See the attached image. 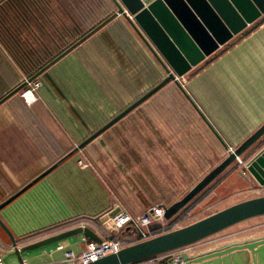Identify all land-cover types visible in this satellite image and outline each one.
<instances>
[{"label":"crops","instance_id":"obj_1","mask_svg":"<svg viewBox=\"0 0 264 264\" xmlns=\"http://www.w3.org/2000/svg\"><path fill=\"white\" fill-rule=\"evenodd\" d=\"M108 3L109 0H0V100L26 82L34 70L42 69L75 44L76 38L80 40L91 32L93 29L85 31L83 22L100 18H94V14L101 7L107 11ZM106 16L107 13L103 14L101 20ZM121 17L113 19L64 56V68L59 64L60 59L39 76L44 82V88L39 91L42 100L59 99L63 94L61 87L81 94L104 92L106 97V91L101 89L103 84L111 85L118 92L119 80L115 77L118 75L109 69L119 68L122 77L124 63L117 60L122 52L112 37L115 29L110 27L120 23ZM111 50L116 59L111 60L110 56L103 64L97 52L108 57ZM210 67L207 74L188 84V94L213 131L232 149L264 124V23ZM92 68L95 74L90 71ZM70 72H74V77ZM34 107L30 108L19 93L0 104V205L13 198L0 210V219L13 235L16 247L21 249L79 227L91 230L103 242L117 239L119 235L125 237L124 241H138L137 235L124 233L127 227L115 232L112 224L107 228L101 222L106 213L117 207L122 213L142 216L157 204L150 198L155 196L153 184L150 186L147 182L146 193L137 183L134 188H124L123 180L119 179L123 175L120 167L123 163L109 152L112 140L108 136L117 127L116 123L75 151L99 128L92 129L85 124H31L43 111L41 107ZM71 111L83 124L82 115L75 109ZM203 123L206 122L203 120ZM123 159L126 160L120 158ZM81 160L86 162L83 166L78 164ZM232 177L223 178L212 195L217 191L232 194L231 188L237 184V179ZM243 178L249 184L254 183L250 176ZM163 231L164 228L156 235ZM226 236L206 239L183 251L191 256L260 237L227 239ZM93 244L96 243L79 234L24 252L20 257L23 264H74L66 259V254L77 257ZM0 255L5 264L19 263L14 247L1 229ZM170 255L158 257L153 264H167Z\"/></svg>","mask_w":264,"mask_h":264},{"label":"rangeland","instance_id":"obj_2","mask_svg":"<svg viewBox=\"0 0 264 264\" xmlns=\"http://www.w3.org/2000/svg\"><path fill=\"white\" fill-rule=\"evenodd\" d=\"M111 4L109 0L107 11L103 9L104 7H101L102 9L94 14V18H100L83 22L85 24L84 28H86L85 31L88 32L94 29L104 19L116 12V7ZM106 13L108 16L101 20L103 14ZM119 22L112 25L110 29H115L112 32V37L114 36L117 47L122 52L121 57H117V60L124 63L122 77L119 76V68L109 69L114 75L115 73L118 75L115 76L119 80L118 92H115L111 85L105 86L102 84V87L97 86V88L101 87L106 91V98L104 92L91 91V93L81 94L75 89L67 92L61 87L63 94H58L59 99L47 97L46 100H42L40 92L42 91L41 88H44V82L43 79H40L41 86L35 94L36 104L34 103V105L35 107H41L43 111L36 122H31V124H85L92 129L101 128L168 77L165 68L148 49L132 26L123 17L119 19ZM251 29L252 27L249 30ZM245 37L246 35L235 37L230 42V46L222 47L207 61L179 79L180 85L187 94L188 84L194 78L207 74L213 61L222 58L230 49L242 43ZM109 54L106 57L97 52V56L102 59L103 64L104 59L110 60V56L111 60L116 59L114 51L111 50ZM63 60L59 64L60 66L63 65L64 68ZM93 68L90 69L92 73H94ZM70 74L74 77V72H70ZM48 87L52 89V84H49ZM45 90L49 89L45 88ZM45 94L51 95L49 91H45ZM82 95H85L86 100ZM34 105L29 107L33 108ZM72 109L82 115L83 124L77 117L78 115L76 116L71 111ZM32 110L34 111V109ZM105 112L107 114L103 115ZM201 117L179 86L174 82H170L156 95L118 121L116 123L117 127H114L108 133L109 138L112 140V142L110 141L109 152L112 153V156H117L119 161L123 163L120 166L123 168V171H121L123 175H119V179L123 180L124 188H134L137 183L144 190L147 184L150 183V186L153 184L155 196H150V198L157 203L156 206L165 205L169 207L180 201L200 180L220 165L228 157L230 150H235L241 145L239 144V146L232 149L228 148L230 150L225 148L224 145L226 144L219 141L212 129L206 123H203ZM263 145L264 138L241 157V163L235 162L180 212L174 218L176 222L170 229L176 231L188 227L236 204L263 197L264 188L260 187L255 181L249 184L243 178L244 176H251L249 173L243 174L244 163ZM129 156H131V160L128 159ZM123 157L126 159H123L124 162L120 160ZM136 157L140 159V163H136ZM85 163L84 160H81L78 164L83 166ZM227 176H234L232 177L233 180L237 179V184L231 188L232 194L217 191L215 195H212L219 182ZM144 191L146 192V189ZM169 222L164 223L163 233L166 228L168 229ZM263 234L264 216L242 222L211 238L228 235L226 236L227 239L231 237L240 239L243 237H258ZM118 237L117 239L122 241ZM122 238L125 239L123 236ZM123 243L127 245L132 242L126 239Z\"/></svg>","mask_w":264,"mask_h":264},{"label":"water","instance_id":"obj_3","mask_svg":"<svg viewBox=\"0 0 264 264\" xmlns=\"http://www.w3.org/2000/svg\"><path fill=\"white\" fill-rule=\"evenodd\" d=\"M116 12L95 27L75 44L54 58L22 85L18 86L2 100L19 93L30 82L69 52L87 40L106 24L118 16H122L140 36L168 73L160 84L150 90L124 111L119 113L96 132L80 143L75 151L82 149L108 128L134 111L153 95L158 93L170 82L176 83L185 96L192 102L194 108L212 129L206 118L180 85L179 79L185 77L195 67L207 61L222 47L230 46L235 37L248 35L251 30L264 23V0H111ZM250 27H252L251 30ZM214 132V131H213ZM224 144L221 137L214 132ZM264 138V124L237 149L230 150L228 157L208 175L200 180L180 201L171 206H164V222L156 221L149 226L153 237L147 241L122 248L117 254H112L89 264H138L146 260L160 257L174 251L184 250L205 241L242 222L264 216V196L254 198L221 212L211 215L188 227L169 233L162 232L164 223L173 220L192 201L214 183L235 162L241 163V157L255 144ZM243 163V162H242ZM50 167L47 171L52 169ZM249 173L257 184L264 188V146L244 163L243 174ZM13 198L0 205L4 208ZM121 212L117 207L106 213L101 222L108 228L111 220ZM0 229L8 237L14 247V254L22 263L20 254L48 246L65 238L84 234L96 244L103 241L87 228H76L38 243L18 249L16 241L0 219ZM124 233L137 234L132 227L124 229ZM185 264H264V234L249 241L228 244L221 248L210 250L202 254H183Z\"/></svg>","mask_w":264,"mask_h":264},{"label":"built area","instance_id":"obj_4","mask_svg":"<svg viewBox=\"0 0 264 264\" xmlns=\"http://www.w3.org/2000/svg\"><path fill=\"white\" fill-rule=\"evenodd\" d=\"M41 86L39 79H34L27 82L26 89L20 93L21 99L28 105L31 106L36 102L35 94ZM233 151V150H232ZM165 208L164 206H155L152 210L142 216H133L127 213H118L112 219V230L119 232L125 227H132L137 230V235L139 239L144 242L153 237L149 231V226L156 221L164 222ZM123 248L122 242L120 240H108L102 242L101 244H93L82 251L77 257H72L71 254H66V259L74 264H89L96 262L97 260L104 258L106 256L117 254ZM169 261L167 264H185L183 260V250H178L169 253ZM157 258H152L138 264H153L157 261ZM0 264H5L2 256L0 255ZM17 264H23L17 263Z\"/></svg>","mask_w":264,"mask_h":264},{"label":"trees","instance_id":"obj_5","mask_svg":"<svg viewBox=\"0 0 264 264\" xmlns=\"http://www.w3.org/2000/svg\"><path fill=\"white\" fill-rule=\"evenodd\" d=\"M77 40L79 39V38H76ZM62 53V52H61ZM60 53V54H61ZM49 63V62H48ZM48 63H46V64H48ZM45 64V65H46ZM39 70H41L40 68L39 69H37V70H34L33 71V74H36ZM32 72V71H31ZM33 74H29V78H31L32 77V75ZM39 77H37L36 79H38ZM26 89V87L25 88H23L20 92H19V94L21 93V92H23L24 90ZM176 222V219H174V220H172L171 222H169L170 224H168L169 225V227H168V229L166 228V231L164 232V233H169V232H171L172 230L170 229L173 225H174V223ZM117 238V237H116ZM118 238H121V242H122V246H123V248H125V247H128V246H131V245H134V244H137V243H141L142 241L139 239L138 241H136V242H133V243H129V244H127V245H125L124 243H123V241H124V239L122 238V235H119V237ZM114 240H120V239H114ZM157 258V257H156Z\"/></svg>","mask_w":264,"mask_h":264}]
</instances>
